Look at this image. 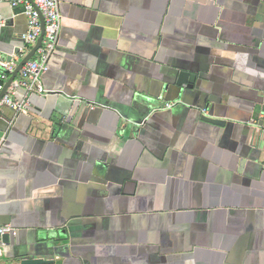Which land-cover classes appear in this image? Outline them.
I'll return each mask as SVG.
<instances>
[{"label":"crops","instance_id":"crops-1","mask_svg":"<svg viewBox=\"0 0 264 264\" xmlns=\"http://www.w3.org/2000/svg\"><path fill=\"white\" fill-rule=\"evenodd\" d=\"M58 2L0 109V264H264V0ZM26 33L1 3L5 60Z\"/></svg>","mask_w":264,"mask_h":264},{"label":"built area","instance_id":"built-area-1","mask_svg":"<svg viewBox=\"0 0 264 264\" xmlns=\"http://www.w3.org/2000/svg\"><path fill=\"white\" fill-rule=\"evenodd\" d=\"M12 9H20L27 19V33L24 41L29 49H34L40 37L38 47L34 51V59H28L20 68L18 75L21 78L24 88L28 94L43 95L42 77L47 71V64L56 49V43L60 32L61 15L59 13L58 0H0ZM25 53H22L14 60H5L0 55V93L4 90L8 74L14 73ZM15 90L10 85L0 98V109L9 106L17 113H26L28 102L15 100ZM15 235V230L9 225L0 226V260L3 257L4 243L2 238L5 235Z\"/></svg>","mask_w":264,"mask_h":264},{"label":"water","instance_id":"water-1","mask_svg":"<svg viewBox=\"0 0 264 264\" xmlns=\"http://www.w3.org/2000/svg\"><path fill=\"white\" fill-rule=\"evenodd\" d=\"M43 36V35H42ZM42 36L40 37L37 45L35 46V48L32 50V52L19 64V66L17 67V69L14 71L13 75L10 77L9 81L5 84L4 90L0 93V98L3 96L5 90L11 85V83L16 79L18 72L20 70V68L22 67V65L32 56V54L34 53L35 49L38 47L40 41L42 40ZM8 239V235H5L2 238V241H6ZM42 261L40 260H26L24 261V264H39Z\"/></svg>","mask_w":264,"mask_h":264}]
</instances>
